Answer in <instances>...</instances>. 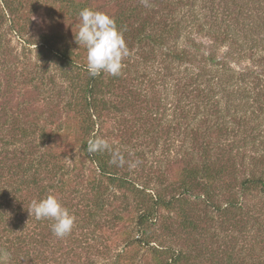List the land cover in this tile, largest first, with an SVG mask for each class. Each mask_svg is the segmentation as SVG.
Returning a JSON list of instances; mask_svg holds the SVG:
<instances>
[{"label": "trees", "instance_id": "trees-1", "mask_svg": "<svg viewBox=\"0 0 264 264\" xmlns=\"http://www.w3.org/2000/svg\"><path fill=\"white\" fill-rule=\"evenodd\" d=\"M85 8L123 33L121 75L89 74ZM9 34L69 79V118L50 129L0 89L5 264H264L235 245L264 246V0H0V62ZM96 136L113 151L90 154ZM48 195L76 217L64 238L29 215Z\"/></svg>", "mask_w": 264, "mask_h": 264}, {"label": "rangeland", "instance_id": "rangeland-1", "mask_svg": "<svg viewBox=\"0 0 264 264\" xmlns=\"http://www.w3.org/2000/svg\"><path fill=\"white\" fill-rule=\"evenodd\" d=\"M102 1L106 2L107 0ZM33 21L38 26L41 20L36 17ZM43 21L42 27H34V36L43 33L48 26L52 25L51 23H53V26H58L52 17L43 19ZM6 38L7 43L6 41H1L3 45H5L4 47L6 50L5 59L2 58V62H0L1 92L5 94L7 99L11 98L14 111H17V109L18 111L26 110L25 114L32 117L31 119L37 118L41 122H47V125L49 122V128L54 129L57 123L65 122L66 119L69 118L67 112H63V110H59V108L56 107V105L62 103L63 100H68V97H63V95L64 88L69 86V79H66L64 74H58L60 70L59 66H56V62L49 56L44 57L39 55L35 46L29 48L25 45L23 40L10 34L6 36ZM152 67H156V65ZM11 68L12 70H9ZM150 69L148 71L150 75L153 76ZM36 70L39 80L33 84H24V78H21L22 75L26 74V77L29 76L32 78L35 74V77H37L35 73ZM42 73H44V75H42ZM78 82L79 80H75L73 86L78 85ZM61 87H63L61 94L52 98L55 92ZM169 102H173L172 98H170ZM51 122H53V126ZM62 124L64 125V123ZM162 151L160 147L155 156H151L150 154L148 156L150 159H152V157H161V155L164 154ZM257 236L258 235L254 236L253 234V236L247 240L238 239V243L235 244L237 245V250H243L247 253L248 250L251 251L252 249L250 256L254 258H256V256L264 257V246L257 244L260 243L259 241L256 242ZM230 247L231 245H227L221 248L223 251H228Z\"/></svg>", "mask_w": 264, "mask_h": 264}, {"label": "clouds", "instance_id": "clouds-1", "mask_svg": "<svg viewBox=\"0 0 264 264\" xmlns=\"http://www.w3.org/2000/svg\"><path fill=\"white\" fill-rule=\"evenodd\" d=\"M80 23L74 39L87 50V70L93 77L106 73L119 76L124 67L123 61L129 57L123 33L117 28L116 22L108 14L85 8L79 12ZM87 151L91 153L113 151L108 141L96 136L88 140ZM123 160L118 153H113V163ZM29 215L36 219L53 221L52 233L57 238H64L71 234L76 217L64 207L54 195H48L40 200H33L28 209ZM8 253H0V264H5Z\"/></svg>", "mask_w": 264, "mask_h": 264}]
</instances>
